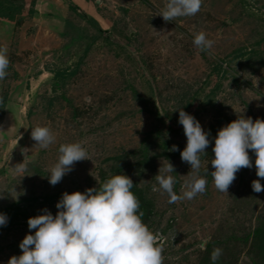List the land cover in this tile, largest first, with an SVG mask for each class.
<instances>
[{
    "label": "rangeland",
    "instance_id": "rangeland-1",
    "mask_svg": "<svg viewBox=\"0 0 264 264\" xmlns=\"http://www.w3.org/2000/svg\"><path fill=\"white\" fill-rule=\"evenodd\" d=\"M72 1L102 33L66 0H0V49L9 59L0 80V213L9 218L0 264L22 255L19 244L36 231L29 218L43 209L55 216L63 193L99 189L117 174L132 179L142 221L164 237L163 264H213L216 248V264H264L255 153L227 192L211 176L218 131L242 116L264 120V0H202L196 15L170 22L159 15L168 0ZM201 31L214 41L210 52L193 43ZM180 109L211 133L198 170L181 159ZM37 126L56 137L47 149L31 138ZM68 143H81L87 159L53 186L47 176ZM169 162L173 173L164 172ZM22 163L25 171L13 170ZM159 170L174 176L178 195L193 176L206 179V190L169 203L153 191Z\"/></svg>",
    "mask_w": 264,
    "mask_h": 264
},
{
    "label": "clouds",
    "instance_id": "clouds-1",
    "mask_svg": "<svg viewBox=\"0 0 264 264\" xmlns=\"http://www.w3.org/2000/svg\"><path fill=\"white\" fill-rule=\"evenodd\" d=\"M201 6L202 0H168L159 15L170 22L178 17L196 15ZM193 43L202 52H210L214 45L203 31L195 35ZM8 66L7 50L0 49V80L6 77ZM178 123L187 137L181 159L189 163L191 169L198 170L201 154L211 143V133L183 109L179 110ZM31 138L36 142L35 147L42 149H47L56 140L51 129L45 126L32 128ZM178 150L177 146L172 147V151ZM249 150L256 156V175L264 178V120L253 121L251 117L242 116L218 131L212 149L215 158L211 165L215 170L211 176L219 191H228L241 168L253 167ZM58 151V162L47 176L53 186L73 170L75 162L86 160L88 156L81 143L62 144ZM13 170L26 169L22 163ZM164 172H175L174 166L169 162ZM155 179L159 187L153 186V191L166 192L169 203L185 198L191 200L205 192L207 184L204 177L193 176L186 185L188 190L181 196L174 191V176L160 174L159 170ZM251 186L256 193L264 191L260 179L254 180ZM133 187L130 177L117 174L99 189L63 193L56 205L59 211L55 216L43 209V214L29 218L28 228L36 231L26 235L19 244L22 255L11 257L7 264H163V249L158 242L164 237L154 234L142 221L140 201L132 191ZM8 220L6 214L0 213V227L6 226ZM221 254V249L213 250V264Z\"/></svg>",
    "mask_w": 264,
    "mask_h": 264
},
{
    "label": "trees",
    "instance_id": "trees-1",
    "mask_svg": "<svg viewBox=\"0 0 264 264\" xmlns=\"http://www.w3.org/2000/svg\"><path fill=\"white\" fill-rule=\"evenodd\" d=\"M66 1L68 3V7L71 9V11L79 12L80 13L79 15H80L81 18L87 20L88 23L90 25H92L95 29H97L99 33H102V30L100 29L97 21H95L91 17H88L85 13L81 12L79 10V7L72 0H66ZM255 235H257L259 237L260 241H261V245L258 246V252H257L258 259L260 260L261 263L262 262L264 263V228L256 231Z\"/></svg>",
    "mask_w": 264,
    "mask_h": 264
}]
</instances>
